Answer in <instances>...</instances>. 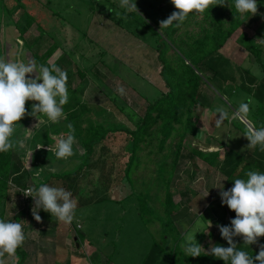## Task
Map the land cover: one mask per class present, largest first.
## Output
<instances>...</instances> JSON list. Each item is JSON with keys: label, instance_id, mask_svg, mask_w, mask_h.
Masks as SVG:
<instances>
[{"label": "rangeland", "instance_id": "374dc122", "mask_svg": "<svg viewBox=\"0 0 264 264\" xmlns=\"http://www.w3.org/2000/svg\"><path fill=\"white\" fill-rule=\"evenodd\" d=\"M44 1L46 0H40V2ZM150 1L155 2L156 0H136L137 7L142 14L145 13V3ZM258 2L259 0H257ZM165 4L166 0H161L160 5ZM24 5V8L20 7L15 9L13 14H9L10 17L5 13L0 15V37H2L1 31L13 27L14 23L23 26L25 24L24 13L38 7L37 3L33 2H25ZM260 7L262 10H258L259 14L250 16L246 24L237 31L221 51V54L232 62L233 70L236 72L240 84V69L250 70L258 78L262 76L255 57L239 44L243 33L254 40L260 38L256 34V29L264 21V2L260 4ZM49 9L51 11L46 13L42 7H39L35 12L38 18H43L41 23H38L43 26L47 33L41 37L37 29L38 24L29 30V39L38 41L34 46V52L41 55L51 45L58 43L61 50L53 56L50 63L58 65L67 72V84L71 88L78 89L83 102L93 111L95 121L102 123L106 128H129L133 130L141 114L148 106L145 97L155 96V89L157 88L165 91L160 76L161 65L157 52L143 39L139 31L134 33V28L129 29L126 22L118 24L117 21L121 17L118 18L110 13L108 6H103L100 0H50ZM197 20L200 21V17ZM193 28L195 27L190 25L184 30H192ZM9 33V42H11L14 40L12 29H9ZM256 44L262 48V58L264 59V44L257 42ZM3 45L4 41L0 40V56H3ZM12 59L23 62L20 56L12 57ZM78 69L85 73V79L79 77ZM96 70L105 78L96 77ZM31 75L33 78L35 77V74ZM121 86L126 91L124 96L119 95L116 91ZM211 91L209 90L210 95H212ZM227 91L230 92L231 90L227 89ZM33 103L38 102H26L28 112H31ZM220 104V101H216L214 106L220 107ZM120 107L123 110H120ZM214 113L215 111L211 110L208 105L201 109L198 130L196 135H189L185 141V150L190 152L193 149H199L207 153L219 151L221 158L224 157L228 147L239 152L244 150L248 140L231 124L232 119L225 121L221 128H216ZM39 120L40 123L36 117L26 115L19 121L23 127H18L15 133L17 138L25 142V148L16 150V154L25 165L26 183L30 184L31 187H38L40 183L47 180L50 174L72 170L70 165H80L85 153L81 143L76 138V143L73 145L74 155L67 160L57 159L55 156L56 140L51 139L49 134L57 139L66 135L69 132L68 118L53 124L41 114ZM244 122L250 123L248 120H244ZM34 125L36 126L34 127ZM26 129H31V131ZM119 139L123 140V138ZM41 144L43 147L36 149L37 145ZM49 146L53 148V151H48ZM116 147L117 153V149L122 147L121 144ZM152 151L157 152V141L144 148L140 153L142 164L139 172L133 175L135 180L140 178L151 182L150 178L153 177L155 165L148 160V156ZM151 157L154 158V156ZM48 158L54 159V163L50 164L47 161ZM114 158L113 155L107 161L105 173L103 170L84 169L79 177L77 191L79 190V196H83L84 201L90 200L92 197L93 201L91 205L76 209V219L71 225L58 221L59 238H64L67 234L68 255H66V250L60 249L57 245L56 228L50 229L48 223L41 227L40 222L34 220L33 226L25 232L27 239L22 248L26 255L25 264H142L152 247L153 241L158 237L159 222L156 221L153 225L148 226L147 220L139 216L138 201L134 197L125 199L122 204L117 203L118 200L130 193V188L124 182L125 180H122L123 170L127 166L128 159L126 158V161L123 160L124 158ZM111 168L115 169L113 179L116 182L114 181L111 187L104 191L101 183L106 181L107 177L104 176L108 175L109 171L111 172ZM51 169H55V171H51ZM37 172H40L39 177L36 176ZM220 181L224 186L225 178L218 171L212 169L208 172L205 166H200L193 179L182 173L179 181L175 183L177 191L189 192L191 195L188 216L203 217V220L196 222L190 231L195 234L196 231L206 229L207 236L202 243L205 250L210 247V242L215 244L218 240L223 241L219 229L216 227L217 224H220L217 217L223 219L225 225H230V217L225 214L223 205L216 200L220 191L216 187L219 186ZM51 183L55 187H62L61 181L54 180ZM150 189V201L160 214L164 210L160 183ZM19 190V187L11 185L9 199L4 206L0 205V217L2 210L5 214L2 213L7 217L6 219H11L20 212H27L33 216L31 212L33 199L25 197L24 194L17 195L15 191ZM75 190L76 188L73 192ZM138 191L140 192V190L135 189L136 193ZM207 192L208 195L206 196ZM73 197L77 201V198ZM180 200L181 197L177 194L176 203ZM211 205L212 207H210ZM150 207L152 206L150 205ZM155 217L152 214L150 220L154 221ZM77 220L81 221L82 227V230L78 232L85 234L92 244V246H85L83 242L80 250L77 249L73 240L75 230L78 229ZM208 221H211L212 226L207 230ZM29 223V219L26 218L23 226L25 227ZM68 229L70 230L69 234ZM44 231L46 232L43 233ZM259 239H264V237ZM252 248L257 249L258 245L253 244ZM73 252H77V254H72ZM97 256L100 257L99 260H96ZM5 259L6 264L18 263L15 258L6 256Z\"/></svg>", "mask_w": 264, "mask_h": 264}, {"label": "trees", "instance_id": "16d2710c", "mask_svg": "<svg viewBox=\"0 0 264 264\" xmlns=\"http://www.w3.org/2000/svg\"><path fill=\"white\" fill-rule=\"evenodd\" d=\"M100 1L103 6L114 9L115 11H110L114 15L117 12L124 13V9L119 7L118 0ZM25 2L37 3L38 7L24 13L25 24L23 26L14 23L13 27L1 31L0 40L4 41L2 55L12 61H14L12 57L20 56L26 64L32 60L37 65H51L50 60L61 50L60 45L54 43L40 55L34 52V46L38 41H32L28 37L29 30L35 24H38L37 29L40 36L46 35L47 31L39 24L43 18H38L35 12L39 7H42L46 13L50 12V0L44 2H40V0H0V15L4 13L7 16L13 14L15 9L24 8ZM263 2L264 0H259L258 10H262L260 4ZM160 3L161 0L146 2L144 14L138 8L139 14L130 13L126 19L121 15V19L117 23L126 22L129 29L134 28V33L139 31L143 39L157 52L161 65L160 76L165 91L156 87L155 96L145 97L148 106L138 119L135 128L131 130L129 128H106L102 123H97L93 111L83 102L78 89L71 88L67 84L69 102L64 105V112L69 124H72L75 129V137L85 151L83 161L68 172L50 174L47 180L40 184L47 183L53 186L52 181H61V186L77 198L76 209H78L91 205L93 201V197L84 201L83 196H79V190L77 191L79 177L84 169L103 170L105 173L107 161L113 155L116 159L124 158L123 160H126L127 158L128 161H125L127 166L123 170L122 180L124 179L125 181H123L128 184L130 193L118 200L117 203L122 204L125 199L134 197L138 201L139 216L147 220L148 226L153 225L156 221L159 222L158 237L153 241L152 247L142 264H225L223 260L204 255V253L199 257H190L183 252L181 244L185 232L190 231L196 222L203 220V217L188 216L191 195L189 192L177 191L175 183L179 181L182 173L193 179L200 166H205L208 172L212 169L218 171L225 178L224 190L233 187L235 179H247L246 173L250 170L264 172V152H260L258 149H247L246 146L249 141L241 152L230 147L226 148L223 158H221L219 151L207 153L193 149L189 152L184 147L189 135H196L201 109L208 105L211 110L215 111L217 107L214 106V103L216 101H220V107L227 108L231 112V109L235 108L240 100L247 102L250 98L252 104L246 120L256 127L264 126L263 50L247 34L241 35L242 39L239 44L255 57L262 76L258 78L250 70L240 69V84L236 72L233 70L232 62L225 58L221 51L237 31L246 24L251 14L248 13L243 17L236 12L234 0H228L231 7L227 4L225 6L217 5L206 10L203 14H189L180 27L171 26L162 29L160 32L159 22L176 11L170 0H166V4L163 6ZM198 17H200V21L197 20ZM190 25L195 28L184 30ZM9 29H12L14 33V40L11 42H9ZM256 34L264 39V21L256 29ZM78 75L81 79L86 78L85 73L79 69ZM95 75L98 78H105L97 70ZM227 89L231 91L228 92ZM209 90H212V95L209 94ZM114 102L116 101L114 100ZM120 110L123 108L120 107ZM230 122L244 134L246 127L244 120L236 118ZM119 138H123V140ZM154 141H157V152L152 151L148 156V160L155 165L153 177L150 178L151 182L140 178L135 180L133 175L139 172L142 164L140 153L144 148L152 145ZM119 144L122 148L117 149L118 152L116 153L115 148ZM188 167L189 169H187ZM114 170L109 171V176L104 174L106 175L104 177L107 178L101 183L103 185L102 190H108L114 183ZM158 183H160V192H163L162 206L164 210L160 214L150 201V188ZM11 185L20 189L31 187L30 184L26 183L25 165L16 154V150L0 153L1 206H4L9 199ZM138 187L140 188L138 189ZM75 188L76 190L73 192ZM135 189L140 190V192L136 193ZM15 192L17 195L21 194L19 191ZM177 194L181 197L178 203L175 201ZM216 200L222 205L220 195L216 197ZM223 207L225 214L230 219L235 218L234 211L229 210L227 205H223ZM2 212L0 219H6L5 213ZM152 214L156 216L154 221L150 220ZM39 215L42 217L41 227L48 223L50 228H57L58 221L50 213L41 210ZM26 218L30 221L29 225L24 227L26 232L34 224L33 216L27 212H20L8 220L24 224ZM217 219L221 225H225L223 219L218 217ZM78 231L81 229L75 230L77 242L81 246L84 242L83 233ZM205 239L206 229L196 234V240L199 244L202 245ZM234 239L242 250L248 251L253 256L258 254L259 247L253 249V245L249 247L243 245L242 237ZM259 243L264 244V239H259ZM215 244L228 246L224 239L223 241L218 240ZM22 248L23 246L18 248L16 252V256L19 257L17 264H25L26 262V255Z\"/></svg>", "mask_w": 264, "mask_h": 264}, {"label": "clouds", "instance_id": "9594fccd", "mask_svg": "<svg viewBox=\"0 0 264 264\" xmlns=\"http://www.w3.org/2000/svg\"><path fill=\"white\" fill-rule=\"evenodd\" d=\"M170 2L176 11L159 22L160 32L171 26L180 27L189 14H203L217 5L227 4L231 7L228 0H170ZM119 7L124 9V13H115L118 18L123 15L126 19L130 13L139 14L136 0H119ZM234 7L241 15L259 14L257 0H234ZM109 11L115 10L109 8ZM255 41L264 44V39L258 38ZM31 74H35V77L33 78ZM67 81V72L56 64L37 65L32 60L26 64L20 60L12 61L0 56V153L25 148L24 140L17 138L15 133L18 127H23L19 121L26 115L36 117L39 123L41 114L53 124L67 118L64 112V105L69 102ZM116 91L121 96L126 95L122 86ZM27 101L38 102L32 104L31 112L26 109ZM251 104L250 98L247 102L240 101L235 108L231 109V112L222 106L217 107L214 113L215 127L221 128L225 121L231 119L246 120ZM67 127L69 132L59 139L49 134L51 139L56 140L55 156L57 159L67 160L74 155L75 129L72 124H68ZM26 130L31 131V129ZM244 136L249 141L247 149H258L264 152V126L256 127L252 123H247ZM42 147L43 144L37 145L36 149ZM48 151H53V148L49 146ZM39 175L40 172H37L36 176L39 177ZM246 177L247 179H235L233 187L228 190H224L221 181L216 187L220 189L222 205H227L229 210L236 214L235 218L230 220V225H216L228 246L224 247L210 242V247L205 250L203 245L196 240V233L200 231H196L195 234L187 231L181 244L186 256L199 257L204 253V255L223 260L225 264H257V262L264 264V244L259 243V238L264 237V172L250 170L246 173ZM19 192L33 199L31 212L37 222L42 221L39 215L41 209L50 213L57 221L68 225L76 219L75 211L78 202L73 198V194L63 187L43 183L38 187L21 189ZM76 223L79 227L78 220ZM211 226V221H208L207 230ZM236 237H242L243 245L248 247L257 244L258 254L253 256L248 251L239 248L234 239ZM26 239L27 234L22 223L0 219V264H6V256L18 261L17 249L24 245Z\"/></svg>", "mask_w": 264, "mask_h": 264}, {"label": "crops", "instance_id": "0c3cea01", "mask_svg": "<svg viewBox=\"0 0 264 264\" xmlns=\"http://www.w3.org/2000/svg\"><path fill=\"white\" fill-rule=\"evenodd\" d=\"M48 147V146H47ZM46 147V148H47ZM74 151V150H73ZM55 157V156H54ZM50 164H53L54 162V159H51V158H48V160H47ZM59 163V162H58ZM75 166H78V165H75ZM74 165H70V167H71V169H73L74 167H75ZM69 170H64V171H62V173L63 172H68ZM61 174V173H60ZM192 217L194 216V217H197V216H195V215H191ZM7 218V217H6ZM78 222H80L79 223V229H81L82 230V227H81V221H78ZM72 228H74V227H72ZM50 229H54V228H50ZM56 231H57V234H56V238L58 239V241H57V245H58V247L60 248V249H62V250H66V255H68V253H69V245H67L66 244V236H67V234H66V236L63 238H59V231H58V228H56ZM69 232H70V230L68 229V234H69ZM74 235H75V238H73V240H74V244L77 246V245H79L78 244V239H77V234L76 233H74ZM207 236V235H206ZM82 238L84 239V245L86 246V245H90V246H92V244L90 243V241H89V239L85 236V234H82ZM75 245H74V248L76 249V247H75ZM207 246V245H206ZM80 248H81V246L79 245V248H77V249H79L80 250ZM72 254H77V252H73ZM78 254H80L79 252H78ZM94 254H96L95 252H94ZM100 258V257H99ZM99 258H98V256L96 257V260H99Z\"/></svg>", "mask_w": 264, "mask_h": 264}, {"label": "water", "instance_id": "95a60500", "mask_svg": "<svg viewBox=\"0 0 264 264\" xmlns=\"http://www.w3.org/2000/svg\"><path fill=\"white\" fill-rule=\"evenodd\" d=\"M77 248H79V245H77Z\"/></svg>", "mask_w": 264, "mask_h": 264}, {"label": "built area", "instance_id": "2783aa9c", "mask_svg": "<svg viewBox=\"0 0 264 264\" xmlns=\"http://www.w3.org/2000/svg\"><path fill=\"white\" fill-rule=\"evenodd\" d=\"M20 190H21V189H20ZM20 190H19V191H20ZM21 194H23V193L21 192Z\"/></svg>", "mask_w": 264, "mask_h": 264}]
</instances>
